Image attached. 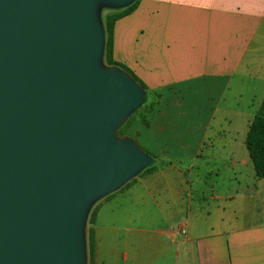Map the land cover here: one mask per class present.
<instances>
[{"label": "crops", "instance_id": "0c3cea01", "mask_svg": "<svg viewBox=\"0 0 264 264\" xmlns=\"http://www.w3.org/2000/svg\"><path fill=\"white\" fill-rule=\"evenodd\" d=\"M114 59L156 105L129 132L170 164L99 204L94 264H264V179H245L237 131L212 130L264 100V0H140Z\"/></svg>", "mask_w": 264, "mask_h": 264}, {"label": "water", "instance_id": "95a60500", "mask_svg": "<svg viewBox=\"0 0 264 264\" xmlns=\"http://www.w3.org/2000/svg\"><path fill=\"white\" fill-rule=\"evenodd\" d=\"M95 1L0 0V264H82L89 204L151 163L114 136L143 93L95 67Z\"/></svg>", "mask_w": 264, "mask_h": 264}, {"label": "rangeland", "instance_id": "374dc122", "mask_svg": "<svg viewBox=\"0 0 264 264\" xmlns=\"http://www.w3.org/2000/svg\"><path fill=\"white\" fill-rule=\"evenodd\" d=\"M135 1V0H134ZM134 1H131L129 4H118L114 3L110 0H96L95 6H94V17L96 20V23L98 25V28L101 31L102 34V46L99 56L96 58L95 61V67L100 71H119L123 73L127 78H129L131 81H133L141 90L143 93V101L140 105H138L134 110H132L128 115L124 117V119L113 126L114 136L116 140L120 143H132L137 148L143 151L141 148L142 146L138 144L137 139L132 136H119V132L123 131L126 127V125L132 121L135 122L136 120H139L143 125L149 126L150 119L154 114L156 105L149 103V98L147 97V91L143 88V86L127 71L123 70L120 67L117 66H110L107 64V61L105 59V46H106V35H105V25H106V19L108 16L120 14L124 11H126L133 3ZM249 120L253 121V118L247 115L238 117L237 120H234L232 124L222 122L221 119V113L219 112L216 116L215 121L212 125V130H225L226 132H232L237 131L239 139L242 141L243 145V152L242 155L244 159L249 161V170H246L245 173V179L248 182H252L254 168L253 164L250 160L248 150L245 145L246 137L249 131ZM148 124H146V123ZM251 125V124H250ZM129 131V128L127 129ZM134 135V134H133ZM144 152V151H143ZM151 164V163H150ZM153 164V163H152ZM151 164V165H152ZM143 168L142 170L138 171L134 175H132L129 179H127L120 187H118L115 191H121L123 190L127 185L133 183L135 180L142 177L145 170L148 168ZM246 169V168H245ZM108 195V194H107ZM107 195H104L103 197H100L89 204L87 211L84 215V219L82 222V242H83V263L82 264H89V250H88V229L90 227L89 223L91 220V217L93 216L96 208L99 206V204L107 197ZM259 199L257 202L258 208L264 212V180H262V184H260V191L258 195Z\"/></svg>", "mask_w": 264, "mask_h": 264}, {"label": "trees", "instance_id": "16d2710c", "mask_svg": "<svg viewBox=\"0 0 264 264\" xmlns=\"http://www.w3.org/2000/svg\"><path fill=\"white\" fill-rule=\"evenodd\" d=\"M139 5H140V0H135V2L126 11L120 14L108 16L105 25V35H106L105 59L107 61V64L110 66L120 67L129 73L130 71L125 66L117 63L114 59V31H115L116 23L119 20L126 18L130 16L132 13H134L139 7ZM132 76L143 86L145 90H147L146 86L141 81H139L134 75ZM131 125H132V121L126 125L123 131L119 132V136H132L137 139L138 134L133 135L132 133L127 131L128 128L130 129ZM245 145L248 150L251 162L253 164L256 177L260 180L264 179V100L249 127ZM141 148L151 158V164L153 163L152 165L150 164L149 167L145 170V172L142 175V178L150 176L153 173L157 172L158 169L170 164L161 157L147 151L143 147ZM131 184L127 185L126 187L130 186ZM95 223H96V213L94 212L89 223L90 227L88 229V234H87L89 264H94L95 261V232H94Z\"/></svg>", "mask_w": 264, "mask_h": 264}]
</instances>
